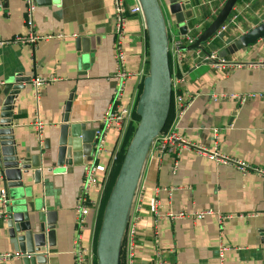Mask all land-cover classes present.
<instances>
[{
    "label": "crops",
    "instance_id": "0c3cea01",
    "mask_svg": "<svg viewBox=\"0 0 264 264\" xmlns=\"http://www.w3.org/2000/svg\"><path fill=\"white\" fill-rule=\"evenodd\" d=\"M178 1L191 4L192 16L186 19L187 32L195 26L202 27L219 2ZM125 2L133 3L134 0ZM159 2L167 33L179 36L174 17L167 9V0ZM244 3L249 7L237 26L229 30V43L264 20L262 0H237L236 5ZM35 5L34 31L38 34L62 33L65 37L40 40L35 44L0 46V82H3L0 85V119L5 100L2 90L6 84H14L17 74L31 79L57 77L41 88L38 104L32 85L25 84V89L13 99L12 127L20 155H39V161L42 160L40 182L30 180L29 183L45 211L55 213V240L54 245L47 248L46 264H74L75 203L84 164H54L59 125L70 95L69 119L84 123L89 129L101 125L112 102L116 85L113 44L117 40L114 6L113 0H41L35 1ZM25 13V0H0V39L28 32ZM77 39H81L79 50ZM120 47L125 67L132 73L121 98L130 109V115L118 129L106 132L104 146L110 154L101 153L94 162L103 188L100 193H90L95 208L88 214L82 232L85 246H93L95 242L105 201L138 121L135 106L148 69L143 16L128 12ZM221 58L226 60L222 67L202 64L186 78L180 89L188 91L192 98L179 118L171 106V121L166 131L173 125L174 132L185 143H177L174 155L160 154L153 145L145 158L131 210L130 224L135 225L133 238L137 243L135 264H151L156 259L161 264H218L220 247L226 248L224 264H264L261 243L264 67L259 64L264 58V37ZM237 63L241 65L236 66ZM211 93H235L239 97L228 96L214 102L210 100ZM244 95L253 96L242 100L240 96ZM35 115L43 122L40 139L31 125ZM213 127L220 129L216 143L211 133ZM221 158L231 160L226 162ZM233 161L243 163L245 168L239 169ZM156 187H168L172 193L168 196L163 190L156 191ZM153 197L158 200L157 221L149 210ZM3 204L0 201V253L20 252L2 227ZM201 209H211L214 213L198 221L188 217L169 219L165 215L168 211L190 213ZM217 214L228 218L220 223ZM122 249V264H125V241ZM20 257L0 260V264H21Z\"/></svg>",
    "mask_w": 264,
    "mask_h": 264
},
{
    "label": "water",
    "instance_id": "95a60500",
    "mask_svg": "<svg viewBox=\"0 0 264 264\" xmlns=\"http://www.w3.org/2000/svg\"><path fill=\"white\" fill-rule=\"evenodd\" d=\"M138 2L147 36L148 69L142 78L135 106L138 121L101 214L94 244L95 264H120L121 249L142 167L154 139L165 126L171 108L169 39L162 7L159 0ZM236 3L237 0H226L188 48L201 47L203 42L211 39ZM167 9L174 17L179 33L186 34V19L192 16L191 4L167 0ZM262 37L264 20L221 48L218 55L225 57L234 54ZM80 41L81 39L76 40L77 50ZM30 81L31 77L17 74L14 84H6L2 90L5 95L0 119V177L5 190L2 227L8 239L22 253L21 264H46L47 248L53 246L55 240V213L45 211L29 183L30 180L34 183L40 182L42 160L39 161V155H20L12 127L13 99ZM70 105L71 95L65 102L59 125L55 165L85 164L93 158L94 129L87 128L84 123L71 121ZM261 233L264 257V225Z\"/></svg>",
    "mask_w": 264,
    "mask_h": 264
},
{
    "label": "built area",
    "instance_id": "2783aa9c",
    "mask_svg": "<svg viewBox=\"0 0 264 264\" xmlns=\"http://www.w3.org/2000/svg\"><path fill=\"white\" fill-rule=\"evenodd\" d=\"M226 0H219L217 6L211 11V18L209 22L214 18L218 13L220 8L223 6ZM264 3V0H262ZM26 4V13H25V25L28 28V32L24 35H14L11 38L0 39V46L8 45L11 43H30L35 44L40 40H48L51 38H63L65 35L62 33H44L38 34L33 29V12L35 10V0H25ZM114 6V17L115 25L114 31L116 33L117 40L113 44V54L114 60L116 62V71L115 79L116 85L114 88L113 99L111 104L107 107L102 119L101 125L98 128L94 129L95 142L93 149V158L84 164L83 177L79 187L75 211H76V235L72 242V251L74 256V264H95V242L90 246H85L83 244L82 232L86 226V218L90 211L95 208V200L90 197V193H100L102 191V184L97 178L96 167L94 165L95 160L101 155V153L110 154V151L105 148V134L108 130L118 129L130 115V109L121 102L122 92L124 90L125 83L131 72L125 67V57L124 53L120 47V40L122 38L123 26L127 18L128 12L131 14H139L143 16L141 6L138 0H134L131 4H126L124 0H113ZM249 7L248 3L241 5H234L229 16L226 20L219 26L217 31L214 33L212 38L220 39L224 45L228 44V33L231 28H235L238 24V20L244 14L246 8ZM192 31H200L201 27L195 26L193 30L186 32V34H180L179 36L175 34H169V63L171 70V90H172V99L171 103L175 108L176 118H179L185 111L190 99L192 98L188 91L181 90L180 88L185 83L186 78L189 76L192 70L198 68L202 64H211L214 67H218L226 64L225 58H221L218 55V51H204L203 46L201 47H190L200 32L197 35H192ZM211 38V39H212ZM188 54V55H187ZM259 64L264 67V58L259 61ZM240 63H237L236 66H240ZM57 80V77L54 75L49 76H39L31 79L30 84L34 89V96L36 103L38 104L40 98V90L46 84ZM3 82H0L2 85ZM238 98L239 95L232 94H210V100L217 101L219 99H224L227 97ZM253 96V95H244L240 96L242 100ZM32 127L37 132L38 138L40 139V133L43 129L42 120L35 115L32 122ZM220 129L213 127L211 129L212 138L214 142L218 140ZM177 143L184 144V140L176 135L174 132L173 125L166 131L161 132L153 141L152 145H155L160 154H171L174 155L177 153ZM213 155V154H212ZM217 156V155H215ZM218 157V156H217ZM219 158V157H218ZM223 161H230L228 158H221ZM236 163L239 169H244L245 165L243 163L233 161ZM264 175V172L261 171ZM156 191L163 190L167 192L168 196L171 195L172 189L168 187H156ZM5 190L4 188L0 189V201L4 202ZM149 210L154 218V221H157L158 214V200L152 198L149 201ZM214 211L211 209H201L194 210L190 213L185 211H168L165 213L166 217L169 219L183 218L188 217L193 221L202 220L205 217L213 214ZM132 213L129 218V224L127 225L126 234L124 237L125 241V264H135V250L137 248L136 240L133 238L134 223L130 224ZM218 221L221 223L223 219L228 218V216L216 215ZM154 236H156V231H154ZM123 241V243H124ZM226 248L220 247L218 250V264H224V252ZM22 253H0V260H5L11 257H20ZM151 264H161V262L156 259Z\"/></svg>",
    "mask_w": 264,
    "mask_h": 264
},
{
    "label": "trees",
    "instance_id": "16d2710c",
    "mask_svg": "<svg viewBox=\"0 0 264 264\" xmlns=\"http://www.w3.org/2000/svg\"><path fill=\"white\" fill-rule=\"evenodd\" d=\"M125 3L126 4H131L130 2H125ZM208 23H209V20L206 21L205 23H203V25L201 27V31L208 25ZM199 32L200 31H192V35H197ZM230 40L231 39L228 38V41H230ZM202 46H203L204 51H209V50L218 51L220 48L224 47V43L220 39L213 38L211 40H207V41L203 42ZM171 106H172V103H171ZM171 108H170V112H169L167 121L165 123V126H164L162 132H164L168 128V126L170 124V121H171ZM105 199H106V195H105L104 201H105ZM99 225H100V221H99V224L97 226V229L99 228ZM95 238H96V235H95ZM122 252H123V249H122L121 254H120V260H119L120 264H122V262H123Z\"/></svg>",
    "mask_w": 264,
    "mask_h": 264
}]
</instances>
